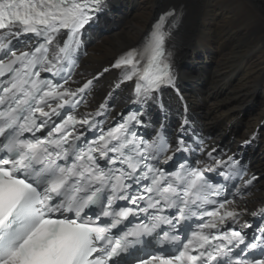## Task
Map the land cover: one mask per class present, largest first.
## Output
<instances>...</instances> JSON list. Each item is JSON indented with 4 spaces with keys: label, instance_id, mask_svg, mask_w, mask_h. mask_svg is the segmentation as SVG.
<instances>
[{
    "label": "snow or ice",
    "instance_id": "1",
    "mask_svg": "<svg viewBox=\"0 0 264 264\" xmlns=\"http://www.w3.org/2000/svg\"><path fill=\"white\" fill-rule=\"evenodd\" d=\"M103 5L0 0V264H264V206L242 208L231 183L256 177L245 181L239 160L205 152L203 140L194 149L137 131L143 106L175 88L166 48L175 9L110 66L139 107L107 129V98L88 110L98 77L76 78L78 52ZM197 149L191 163L177 156L162 167Z\"/></svg>",
    "mask_w": 264,
    "mask_h": 264
},
{
    "label": "bare ground",
    "instance_id": "2",
    "mask_svg": "<svg viewBox=\"0 0 264 264\" xmlns=\"http://www.w3.org/2000/svg\"><path fill=\"white\" fill-rule=\"evenodd\" d=\"M173 9L180 16L178 59L190 113L212 142L228 144L232 150L260 127L257 143L247 155L251 170L264 175V124L260 126L264 120V0H110L88 39L89 55L77 78L105 69ZM116 83V74L106 73L89 106ZM112 100L116 113L125 108L131 101V85L113 92ZM252 194L250 203L260 205L264 176Z\"/></svg>",
    "mask_w": 264,
    "mask_h": 264
},
{
    "label": "rangeland",
    "instance_id": "3",
    "mask_svg": "<svg viewBox=\"0 0 264 264\" xmlns=\"http://www.w3.org/2000/svg\"><path fill=\"white\" fill-rule=\"evenodd\" d=\"M180 34V33H179Z\"/></svg>",
    "mask_w": 264,
    "mask_h": 264
}]
</instances>
